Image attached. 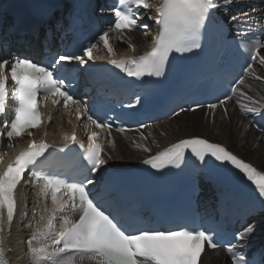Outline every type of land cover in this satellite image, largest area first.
Listing matches in <instances>:
<instances>
[{"label": "snow or ice", "instance_id": "1", "mask_svg": "<svg viewBox=\"0 0 264 264\" xmlns=\"http://www.w3.org/2000/svg\"><path fill=\"white\" fill-rule=\"evenodd\" d=\"M234 2L235 0H160L155 6V16H148V19L153 20L157 26L150 50L139 56L111 58L108 63L127 77L136 78L141 83H144V78L163 77L166 75V65L171 54H184L201 49L202 38L206 34L213 36L223 33V22L217 18L215 12L221 7H231ZM152 7L149 0H116V3L109 7V11L113 13V22L100 30L95 37V43L90 42L87 46L81 47L79 55L74 51H67L47 64L33 62L29 58L7 59L0 56V124H3L0 128V147L3 145L4 137L9 142L25 136L32 137V129L39 128L42 123L51 122V113L46 116L41 113L38 97L44 101L51 98L54 106L63 104L69 114L74 110L77 121H80L81 117L85 116L84 105L81 100L75 99L70 91V81L75 78L73 64L80 67L90 61L94 62L96 59L94 49L100 44L109 57H113L115 49L110 42V34L119 33L117 39L123 42L126 32L137 27L147 29L148 24L138 22L141 14L148 13ZM231 20L238 28L246 23L249 35L252 34L255 22L251 20L250 13L241 12L231 17ZM127 46L135 50L131 42ZM238 47L246 54L247 67L243 71L255 76L251 61L258 60L260 65H264V55H260V50L264 49V39L252 38L242 42ZM10 82L11 89L8 87ZM244 83V78L240 77L230 89L232 94L239 95L248 102L244 103L238 99L237 104L244 114L253 117V122L256 117L264 119V98L254 99L241 91L239 86ZM232 99L233 95H226L218 104H209L207 107L214 115V110L222 106L224 115L227 116V104ZM141 100L142 98L137 96L130 107L140 104ZM10 104L12 112L9 116ZM86 120L88 121L84 124L86 130L89 129V124L100 130L88 132V139L92 143L90 147L84 149L83 154L86 161L85 170L96 174L98 179L99 173L106 170L105 166L111 157L105 159L102 156V145L96 143V139L101 132L110 135L112 124L98 118L94 119L93 115H86ZM140 127L143 128L145 125ZM256 127L264 132V127L260 124H256ZM117 131L124 132L125 128L120 127ZM140 138L146 139L143 132L140 133ZM63 139L65 148L69 143L84 147L75 132L71 135L64 134ZM53 147L55 146L44 140L37 142L31 139L25 149L0 169V233H3L5 225L11 228L17 212V189L25 179L26 173L35 169L41 158ZM136 147L143 148L149 153L152 151L146 144H136ZM189 162L192 165V182L195 183L196 177L200 176L216 184L223 189L220 195L224 199L227 198V189L241 175L254 185L256 195L251 198L242 213L241 231L231 237L240 242L239 248L229 243L226 245V251L231 257L232 264H264V248L258 253H253L251 258L247 255L251 235L258 227L264 231V171L258 170L252 163L240 158L222 144L198 135L179 139L142 161L144 165L157 171L168 166L180 168L182 164L187 166ZM33 175L37 181L43 180L40 193L46 196L50 192L53 208L46 209L50 211L46 223L38 227L27 241L32 264H49V261H53V264H73L71 260L65 259L66 255L73 257L78 255L82 258L86 256L97 264H200L205 246L216 249L221 242L217 240V235H229L216 233L212 227H205L195 221L176 229L161 230L146 225L137 227L129 223L119 211L114 214L109 208L103 207L90 194L88 186L94 185L96 180L85 177L82 181L69 183L66 179L46 175L41 171H35ZM63 193L69 194L72 200L71 207L74 212L79 213V218L72 222L65 216L61 230L57 233L53 223L55 214L63 211L68 203L64 200ZM41 219L45 217L42 216ZM0 264H8L2 236Z\"/></svg>", "mask_w": 264, "mask_h": 264}, {"label": "bare ground", "instance_id": "2", "mask_svg": "<svg viewBox=\"0 0 264 264\" xmlns=\"http://www.w3.org/2000/svg\"><path fill=\"white\" fill-rule=\"evenodd\" d=\"M242 3V0H235L231 7H228L230 9L228 12L223 9L222 15L225 20L232 22L231 17L238 15L234 11L244 7ZM243 12L252 14L255 11L246 7ZM124 36L123 42L118 39L115 42L120 50V55L124 57L142 54L149 49L152 43L151 36L144 35L141 32H127ZM129 42L135 46L134 51L128 46L124 47ZM253 69L255 76L252 75L251 80L257 79V77L264 78V65L258 63ZM251 80L246 81L247 85L245 87H240L241 91L246 92L254 99L264 98V79H257L258 82H252ZM238 99L241 102L248 103L242 97L236 95L227 104V116L224 115L223 110L218 108H216L214 115L212 111L205 109H198L193 113L181 112L174 119L166 120L156 125L155 128L149 129L144 133L145 140H141L140 134H135V136L133 134L131 136L126 134L114 135L117 147L108 146L105 152V159L111 157V159H108V166L119 168L137 164L179 139L198 135L228 146L232 151L248 161L254 162L264 171V135L252 129L249 122L241 115L239 112L241 109L236 102ZM57 129L58 127H55L53 130ZM136 144H146L152 149L151 153L144 151L143 148H137ZM19 196L21 201L19 214L13 226L12 237L9 240L13 250H6V259L8 264H32L27 241L38 227H42L46 223V218L50 214V211H46V209L51 210L53 204L40 193L38 185L31 182V180H27L21 186ZM71 215L78 216L79 213L72 212ZM42 216L45 219L42 220ZM65 216L70 217L68 211L57 212L53 223L62 224ZM254 237L257 238V245L264 244V231L259 227ZM65 259L71 260L73 264H97L96 261L86 256L82 258L78 255L74 257L66 255ZM49 264H53V261H49ZM201 264L230 263L226 260L223 250L219 249L205 253Z\"/></svg>", "mask_w": 264, "mask_h": 264}, {"label": "rangeland", "instance_id": "3", "mask_svg": "<svg viewBox=\"0 0 264 264\" xmlns=\"http://www.w3.org/2000/svg\"><path fill=\"white\" fill-rule=\"evenodd\" d=\"M257 80V79H256ZM258 82V81H257ZM223 254H224V251H223Z\"/></svg>", "mask_w": 264, "mask_h": 264}]
</instances>
